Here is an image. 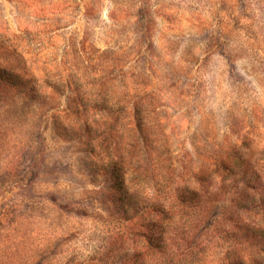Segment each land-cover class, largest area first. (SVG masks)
<instances>
[{"label":"rangeland","instance_id":"1","mask_svg":"<svg viewBox=\"0 0 264 264\" xmlns=\"http://www.w3.org/2000/svg\"><path fill=\"white\" fill-rule=\"evenodd\" d=\"M0 63V264H264V0H0Z\"/></svg>","mask_w":264,"mask_h":264},{"label":"trees","instance_id":"2","mask_svg":"<svg viewBox=\"0 0 264 264\" xmlns=\"http://www.w3.org/2000/svg\"><path fill=\"white\" fill-rule=\"evenodd\" d=\"M152 23H154V19L152 15L146 14L140 17L141 27L150 28ZM26 84L27 83L25 82V80L13 68L6 67L5 65H0V86L2 87L3 86H14V87H19L20 89L25 90V89H28V86H26ZM29 89H33V88L29 87ZM88 105H89V102L85 103L84 106L87 107ZM107 107H108V103L104 102L103 100H100V102L96 104L95 109L97 108L107 109ZM119 108L120 110H122V107L119 106ZM64 132L67 133L68 130L64 129ZM113 180H114L115 188L120 189V190L124 189L125 180L121 177L120 168L118 167V164H116L113 168ZM115 198H116L117 204L120 201L125 200V197L123 198L115 197ZM258 234L261 236V238H264V231L259 232Z\"/></svg>","mask_w":264,"mask_h":264}]
</instances>
